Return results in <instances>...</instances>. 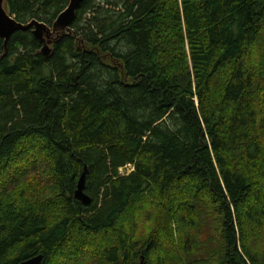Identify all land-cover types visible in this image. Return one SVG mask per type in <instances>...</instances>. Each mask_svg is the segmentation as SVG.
<instances>
[{"label":"trees","instance_id":"trees-1","mask_svg":"<svg viewBox=\"0 0 264 264\" xmlns=\"http://www.w3.org/2000/svg\"><path fill=\"white\" fill-rule=\"evenodd\" d=\"M72 29L0 38V264H264V0H83Z\"/></svg>","mask_w":264,"mask_h":264},{"label":"water","instance_id":"water-1","mask_svg":"<svg viewBox=\"0 0 264 264\" xmlns=\"http://www.w3.org/2000/svg\"><path fill=\"white\" fill-rule=\"evenodd\" d=\"M82 1L83 0H69L67 6L57 15L52 25L49 26L36 19H32L27 23L17 21L14 16L10 14L7 0H0V38L4 40V46L6 47L7 41L15 31H30L41 43L39 53L43 56H47L54 43L58 42L66 35H74L72 23L75 19L76 11ZM77 41L83 43L81 38H77ZM85 172L86 168H84V172L78 180L74 197L82 204L88 205L91 203V198L84 189ZM43 259L44 257L42 254H37L16 264H43ZM139 264H143V259Z\"/></svg>","mask_w":264,"mask_h":264},{"label":"rangeland","instance_id":"rangeland-1","mask_svg":"<svg viewBox=\"0 0 264 264\" xmlns=\"http://www.w3.org/2000/svg\"><path fill=\"white\" fill-rule=\"evenodd\" d=\"M129 169H130L129 165L125 166V168L122 167V171L120 170V173L121 174H127V171L129 172ZM135 220L139 221V223L137 222L139 224V225L137 224L138 225L136 227L137 230H135V233H136L137 236L145 235L148 232V230L150 229V227L154 226L153 225V221H151L149 224L148 223H144V221H142L143 218H141V217H138V218L136 217ZM211 236H213V229L208 227V229L205 232L202 233L200 239L204 240L205 243L207 242V244H209V239L208 238H210ZM260 242H261L260 243L261 251L260 250L259 251L261 252V254L264 255V233L262 235V239H261ZM197 245H198V249H196V251L199 250V247L201 248V246L199 244H197ZM213 263H214L213 261L212 262L209 261V264H213ZM214 264H216V263H214Z\"/></svg>","mask_w":264,"mask_h":264},{"label":"built area","instance_id":"built-area-1","mask_svg":"<svg viewBox=\"0 0 264 264\" xmlns=\"http://www.w3.org/2000/svg\"><path fill=\"white\" fill-rule=\"evenodd\" d=\"M122 169V168H121ZM132 169V166L130 165V169H129V171Z\"/></svg>","mask_w":264,"mask_h":264},{"label":"bare ground","instance_id":"bare-ground-1","mask_svg":"<svg viewBox=\"0 0 264 264\" xmlns=\"http://www.w3.org/2000/svg\"><path fill=\"white\" fill-rule=\"evenodd\" d=\"M124 168H125V167H124ZM120 170L122 171V169H119V171H120ZM127 172H128V171H127Z\"/></svg>","mask_w":264,"mask_h":264}]
</instances>
